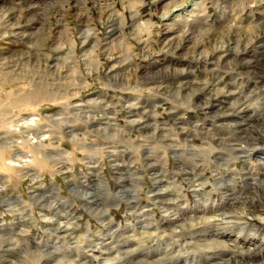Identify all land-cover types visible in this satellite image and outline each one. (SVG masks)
Listing matches in <instances>:
<instances>
[{
  "label": "rangeland",
  "instance_id": "374dc122",
  "mask_svg": "<svg viewBox=\"0 0 264 264\" xmlns=\"http://www.w3.org/2000/svg\"><path fill=\"white\" fill-rule=\"evenodd\" d=\"M261 13L264 0H0V108L8 111L0 115V186L4 187L0 188V257L20 264H32L36 257L52 264L65 262L68 247L46 229L49 220L77 227L76 234L82 237V227L90 226V232L104 229L98 212L105 208L112 211L115 229L124 230L137 223L127 211L130 196H138L153 224L160 223L163 209L147 198L158 187L153 173L163 167L164 178L170 179L179 161L187 163L192 146L200 150L207 146L194 126L209 122L214 109L208 102L210 93L221 98L226 95L221 92L235 91L254 98L264 121V92L257 75L244 73L250 51L264 45ZM40 19L45 20L43 28ZM191 24L199 29L195 45L183 35L176 38ZM172 39L174 50L166 47ZM162 74H178L186 80L177 97L174 90L162 99L155 95L160 87L161 93L165 91L154 87L163 83L158 78ZM97 97L99 106L82 112L92 108ZM20 100L25 102L17 104ZM130 104L135 106L133 111L154 107L156 114L149 110L148 116H142L151 120L153 130L143 132L132 125L131 119L138 116L130 112ZM26 117H34L35 123L18 126ZM218 127L211 130L218 132ZM34 136L42 139L37 151L31 145ZM254 140L264 143V137ZM251 143L245 139V145ZM196 159L203 163L195 172L208 182L203 189L210 193L208 198L219 202L212 176L217 156ZM233 159L230 164L241 173L245 158ZM257 162L253 154L250 163L255 169ZM118 166L135 174L140 184L121 183ZM93 170L98 171L97 177L101 175L100 181H94ZM237 179L235 197L259 199L264 205L263 186H259L262 191L249 189L240 176ZM174 180L183 187L179 192L190 208H195L196 198L185 176ZM81 182L95 183L87 188L92 192L84 198L88 206L74 189ZM231 208L242 210L236 203ZM17 215L23 217L21 223ZM252 223L263 231L261 222ZM261 254L234 253L231 260L260 264Z\"/></svg>",
  "mask_w": 264,
  "mask_h": 264
},
{
  "label": "bare ground",
  "instance_id": "6f19581e",
  "mask_svg": "<svg viewBox=\"0 0 264 264\" xmlns=\"http://www.w3.org/2000/svg\"><path fill=\"white\" fill-rule=\"evenodd\" d=\"M28 13H26L27 16ZM33 14L34 13H32V15ZM260 18L264 22V15L262 13ZM38 22L43 28L45 20L40 19ZM190 26L191 27L184 26L185 29L183 28V30L176 35V38L183 35V37L187 38L186 40H188L189 43L195 45L196 40L194 37L199 29L194 28L192 24ZM20 34L22 33H19L18 36H23ZM172 41L167 43L166 47L172 49L175 43V41ZM197 46H200V44H197ZM256 50L250 51L249 59L244 60L246 65V71L244 73L257 75V84L261 85L262 91L264 92V72L262 70V68H264V45H258ZM257 65H260L261 68L257 69ZM158 78L163 79L164 81L161 85L154 87L157 89L162 86L164 87L163 90H165L162 93L160 92L161 87L156 90L155 95L160 99H162V95L171 94L172 90L175 91H173V94L177 97V94L182 90V87L187 85L186 80H182L178 74H174L173 76H164L162 74ZM176 83L178 85L180 84V88H174ZM234 92L235 91H233L232 94L227 91L221 92L222 94H226L221 98L218 94H209L210 99L208 102L214 106L213 111H210V115H208L209 122H202L200 124L201 126H194L195 129L198 128L205 136V145L207 146H204L203 144L202 150L192 146L191 157L189 158V155H187V163L179 161V166L174 172V176H185V179L190 185V189L194 192L196 198L194 205L196 206L195 208H190L186 196L179 192V188L181 187L182 189L183 187L177 185L178 183L175 182L174 176L170 179H166L163 176V173H165L163 172V167L161 169L156 168L153 174L154 181L158 184V187L151 195H148L147 198L154 206L163 209L165 214L160 223L157 222L156 224H153L154 220L148 218L150 213L145 212L146 210H144V207L140 206V200L137 198V195V197L130 196L128 198L131 199V201L129 202V208L127 210L131 214V218L137 219V223L134 225L131 224L132 226L128 225L124 230L115 229V226H113V217L110 216L112 211L109 213V209L105 208H102L103 211L98 212V219L102 223L104 229L98 228V230L90 232V226L86 228L82 227V237L77 236V227H70L62 224L63 222L60 223L49 220L50 223L46 229L51 234L56 235V239L58 236L59 242L66 243L68 247L66 250V254L68 255L63 257L65 262L58 261L54 264H235L231 260V254L238 253L241 256H251L254 253L258 254V252H260V254L262 252L264 253V237L261 239V235L264 233V228L263 231H261L259 229L261 227L257 228L255 226L258 225L252 223L253 221L261 222L262 225L260 226L264 227V205L261 203L262 201L259 199L254 201L253 198L249 199L234 196L235 193H237L235 192L238 184L237 176L241 177L240 180H242L241 182L244 187L258 191H262L259 189V186L264 187V143H262L263 145H260L257 143V140H254L257 136H259V140L264 137V121L262 122L263 118L257 113L258 107L256 106L255 101H253L254 98L252 99L248 95L244 96L239 92ZM157 97L156 101L158 102L160 99ZM18 99L19 98H15L16 101ZM22 102L25 101L20 100L17 104H21ZM99 104V97H97L92 103L94 106L88 110H83L82 112H92L99 106ZM128 107L134 116H138L131 119L130 122L132 125H138L143 132H148L149 129L153 130L154 125L152 126L151 120H143L142 118L145 117L142 116H148L150 113L149 110L156 114L153 110L154 107L149 110L137 108L134 111L133 109H135V106L133 104H130ZM6 113H8V111L5 108H0L1 116ZM9 120L10 119H8V121ZM35 120L34 117L23 119L18 123V126L23 127L27 124H33L35 123ZM180 121L182 122L181 119ZM175 124L177 125V123ZM217 124L219 125V129H217L218 132L212 131L211 129ZM151 134V136H154L155 132H152ZM187 134L188 130L185 132L184 136ZM228 134L231 135H229V138L226 136ZM73 137L76 142H82V138L79 139L75 137V134ZM162 138L164 137L162 136ZM245 139H251L252 143L249 145H254V147L245 145ZM28 140L29 139H26V141ZM41 140L42 139L39 137H35V140L32 138L31 145L34 146L35 150L36 147L42 145ZM22 142H25V140H22ZM175 150L178 152L177 149ZM205 154H215L217 156V162H212V176L214 178V191L220 193L219 202H215V200L213 201L208 198L210 193L207 191L205 192L203 189L208 182L204 181L205 179L202 180L204 176L200 172H195V167L203 163L198 162L196 157ZM253 154L256 155L258 159V169H255L250 163ZM233 157L235 159L245 158L246 162L243 164L244 168L241 173H237L238 171H236L233 168V165L230 164V159H233ZM201 159H204L203 156ZM206 160L209 161L208 158ZM120 167L121 166H118L116 169L121 174L117 178L122 181L121 183L127 185L126 182L135 181L137 184H140V180L135 174L130 172L124 173L125 168ZM93 171V177H95L94 181H100L101 175H98L97 177L96 174H98V171ZM169 182H171L172 185H170ZM73 184L76 185L75 183ZM92 184L83 185L81 182L80 185H76L74 188L78 195L82 197V203L84 205L89 204L84 198L91 195L92 192L87 188ZM102 185L107 187V184L103 183ZM80 186L82 189L79 188ZM173 186H175V188ZM0 188L4 187L0 186ZM122 188L123 187H119L118 192H121ZM136 190L134 191H139ZM262 193V195H264V190ZM112 198L114 197H111V199ZM235 199L238 201L234 202L233 200ZM262 199L264 201V198ZM90 201H94L93 197ZM234 203L241 206L242 210H231L234 209L231 208ZM172 214L174 215L173 219L170 218ZM64 218H68V216ZM15 219L21 223L20 220H22L23 217L18 216ZM232 234H234V237ZM79 238L80 240H78ZM149 241L157 243L156 247L147 246L149 245ZM70 254H73V257H70ZM4 258L2 259L0 257V264H20ZM260 260V264H264V254H261ZM52 263L53 262L51 261L36 257L32 264Z\"/></svg>",
  "mask_w": 264,
  "mask_h": 264
}]
</instances>
